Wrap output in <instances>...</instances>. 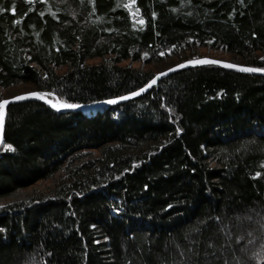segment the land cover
Returning <instances> with one entry per match:
<instances>
[{
	"label": "trees",
	"instance_id": "16d2710c",
	"mask_svg": "<svg viewBox=\"0 0 264 264\" xmlns=\"http://www.w3.org/2000/svg\"><path fill=\"white\" fill-rule=\"evenodd\" d=\"M202 48L264 68V0H0V92L102 101ZM0 205V264H264V76L200 64L96 112L11 103Z\"/></svg>",
	"mask_w": 264,
	"mask_h": 264
},
{
	"label": "water",
	"instance_id": "95a60500",
	"mask_svg": "<svg viewBox=\"0 0 264 264\" xmlns=\"http://www.w3.org/2000/svg\"><path fill=\"white\" fill-rule=\"evenodd\" d=\"M201 58H204V57H201ZM201 58H196V59H201ZM207 58L215 59V60H221V61H224L226 63H233L231 61L222 60V59H218V58H212V57H207ZM186 61H188V60H186ZM186 61H183V62H180V63H176V64H174V65H172L170 67H167L166 70H163L161 72L158 71L157 73H155L154 76H153V77H155V83L157 81H159V79H161L165 75L170 74V73H172V72H174L176 70L183 69V68L190 67V66L200 65V64H195V65H193V64H187ZM233 64H237V63H233ZM176 65H183V66L182 67H176ZM211 65H216V66H220V67H224V68H228V69H233V70H236V71H240L238 68L225 67V65L223 63H221V64H211ZM237 65H241V66H244V67H248V66H245L242 63V61H241V63H239ZM169 69H171V71H169ZM240 72L248 73V74H255V75H263L264 76V72H247V71H240ZM159 73H164V74L163 75H159ZM153 77L151 78V80L153 79ZM155 83H152L143 92H139V89L133 91V92H137L138 93L135 96H130L129 93L128 94H125V95L119 96V97H127V98L126 99H117L116 100V103H107L108 100H110V99H116L117 98V97H114V98H109V99H105V100L97 101V102H92V103H78L77 105H79V107H77V108H60V109L53 108L52 107V104H58V103L52 101L51 99H49L47 97H45V99H39L37 97H25L24 99H21V100H11L10 99L11 97L4 98V99H9L10 102L7 105H4L3 115L0 116V146L3 144V134H4V127H5V121H6L7 108H8V106L11 103L18 102V101L29 100V99H36V100L41 101L42 103H44L45 105H47L48 107H50L51 109H53V110H55L57 112H67V111H80V112L94 111V112H96L97 110H101V109H103L105 107H108V106H111V105L120 104V103L126 102L128 100H131L133 98H136V97L140 96L141 94L147 92L151 87H153L155 85ZM27 92H38V91L31 90V91H27ZM23 93H26V92H23ZM23 93H20V94H17V95H21ZM130 93H132V92H130ZM14 96H16V95H14Z\"/></svg>",
	"mask_w": 264,
	"mask_h": 264
},
{
	"label": "snow or ice",
	"instance_id": "6c2138e0",
	"mask_svg": "<svg viewBox=\"0 0 264 264\" xmlns=\"http://www.w3.org/2000/svg\"><path fill=\"white\" fill-rule=\"evenodd\" d=\"M125 7H127V5H125ZM141 23H143V21H141ZM145 56L148 55V53L144 54ZM161 55H163V53H161ZM262 60H264V57L261 58ZM187 64H221L223 63L225 65V67H229V68H238L240 71H247V72H264V68H251V67H244L241 65H237V64H233V63H226L224 61L221 60H215V59H210L207 57L201 58V59H191L186 61ZM183 65H176V67H182ZM169 71H171V69H169ZM164 73H159V75H163ZM152 83H155V77H153V79L151 81H149L148 84H146L143 88L139 89V92H143L145 91L146 88H148ZM137 92H132L129 93L130 96H135L137 95ZM46 93H40V92H26L23 93L21 95H16V96H11V100H21L24 99L25 97H37L39 99H45ZM127 97H117L116 99H110L107 101V103H116L117 99H126ZM10 102L9 99H0V116L3 115V108L4 105H7ZM53 108H77L79 107V105L77 104H73V103H59V104H52ZM5 148H11V145H4ZM0 207H3V205H0ZM118 211V209H117Z\"/></svg>",
	"mask_w": 264,
	"mask_h": 264
},
{
	"label": "rangeland",
	"instance_id": "374dc122",
	"mask_svg": "<svg viewBox=\"0 0 264 264\" xmlns=\"http://www.w3.org/2000/svg\"><path fill=\"white\" fill-rule=\"evenodd\" d=\"M200 53L197 54V55H194V56H191L189 57V59L187 60H191V59H196V58H201V57H212V58H218V59H222V60H228V61H231V59L233 57H235L236 59H238L239 61L241 60L240 58H238L237 56H235L234 54H225V53H221V52H218L217 51H214V50H210V49H207V48H202L200 49L199 51ZM164 57H166V61H161L159 63H155V62H152V63H149L147 65H145L143 68H149L151 69L154 74L158 72V70L160 68L164 69V68H167V67H170L176 63H180V62H183V61H186V60H182V59H178L177 57L175 56H172V53L168 52L167 54L164 55ZM242 61V60H241ZM243 63V62H242ZM127 64V62H124L122 65H125ZM144 64H141V63H138V62H134L132 64L133 67H141L143 66ZM154 76V75H153ZM25 87L27 89V91H31V90H34L36 91L33 87L29 86L28 84H25V83H19V84H16V85H13V86H10L4 90H2V92H0V99H2L3 95L5 94L6 90L7 89H16L17 87ZM48 98V97H47ZM50 99V98H49ZM53 101V100H52ZM47 185H48V182H40L38 184H36L35 186H33L32 188L30 189H26V190H23L21 191L23 194H33L35 193V191H41V190H46L47 188ZM21 192H17L18 194H21Z\"/></svg>",
	"mask_w": 264,
	"mask_h": 264
},
{
	"label": "bare ground",
	"instance_id": "6f19581e",
	"mask_svg": "<svg viewBox=\"0 0 264 264\" xmlns=\"http://www.w3.org/2000/svg\"><path fill=\"white\" fill-rule=\"evenodd\" d=\"M231 62L239 64V63H241V60L239 61L238 59L233 57L231 59ZM166 69L167 68H164V69L160 68L158 71L161 72V71L166 70ZM23 92H27V89L25 87H22V86L21 87H17L16 89H7L5 94L3 95L2 99L9 98L11 96H14V95H17V94H20V93H23Z\"/></svg>",
	"mask_w": 264,
	"mask_h": 264
}]
</instances>
